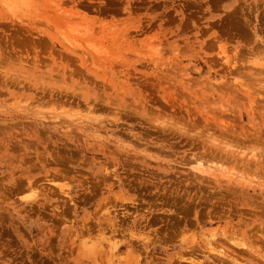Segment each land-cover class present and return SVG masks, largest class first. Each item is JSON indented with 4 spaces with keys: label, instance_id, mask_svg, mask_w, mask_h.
<instances>
[{
    "label": "rangeland",
    "instance_id": "obj_1",
    "mask_svg": "<svg viewBox=\"0 0 264 264\" xmlns=\"http://www.w3.org/2000/svg\"><path fill=\"white\" fill-rule=\"evenodd\" d=\"M0 264H264V0H0Z\"/></svg>",
    "mask_w": 264,
    "mask_h": 264
},
{
    "label": "bare ground",
    "instance_id": "obj_2",
    "mask_svg": "<svg viewBox=\"0 0 264 264\" xmlns=\"http://www.w3.org/2000/svg\"><path fill=\"white\" fill-rule=\"evenodd\" d=\"M175 206V205H174ZM188 209V208H187ZM183 210V209H182ZM174 217V216H173ZM177 222H178V220H177ZM181 222V221H180ZM245 247V246H244Z\"/></svg>",
    "mask_w": 264,
    "mask_h": 264
}]
</instances>
